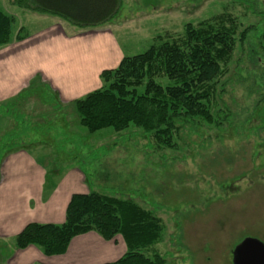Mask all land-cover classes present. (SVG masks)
Returning <instances> with one entry per match:
<instances>
[{
	"label": "rangeland",
	"instance_id": "obj_1",
	"mask_svg": "<svg viewBox=\"0 0 264 264\" xmlns=\"http://www.w3.org/2000/svg\"><path fill=\"white\" fill-rule=\"evenodd\" d=\"M245 1L121 0L118 11L105 22L79 26L50 13L20 8L15 0H0L2 10L13 18L11 41L0 45V104L11 98L2 95L1 87L6 93L11 86L16 56L46 36L88 40L92 47L81 48L83 55L96 44L103 56L114 53L88 67L78 58L77 67H87L94 85L72 98L61 110V121L56 116L59 121L56 118L52 128L61 126L60 131L50 129L36 138L31 134L39 145H30L29 138L14 150L48 156L47 164L56 170L76 171L82 180L79 189L132 199L152 211L162 220L163 232L143 251L150 257L160 253L166 258L164 264H234V249L242 240L251 237L264 243V0H248L246 5ZM220 14L232 16L239 25L236 49L214 99L222 108L223 123L203 124L195 132L185 125L174 135L172 146L159 143L135 124L121 131L109 127L96 132L80 124L74 101L104 86L103 71L118 68L126 56L146 51L159 36H182L188 22L198 24ZM248 28L242 41L240 34ZM105 40H111V48ZM157 81L173 83L166 77ZM16 90L17 86L11 92ZM14 120L0 113V137L16 126ZM66 210L59 224L65 222ZM87 233L102 237L94 230ZM18 234L13 244L6 241L8 246L17 248ZM111 240L127 251L122 235Z\"/></svg>",
	"mask_w": 264,
	"mask_h": 264
},
{
	"label": "trees",
	"instance_id": "obj_2",
	"mask_svg": "<svg viewBox=\"0 0 264 264\" xmlns=\"http://www.w3.org/2000/svg\"><path fill=\"white\" fill-rule=\"evenodd\" d=\"M15 1L20 8L50 13L79 26L101 24L115 15L121 5V0ZM247 9L255 11L251 6ZM12 24L13 18L0 7V45L11 41ZM238 28L234 18L227 14L198 24L188 22L182 36H159L146 51L124 57L118 68L103 71L102 88L74 101L80 124L90 132L109 127L121 131L135 124L169 146L174 145V135L185 125L190 132L203 124L220 125L222 108L217 107L214 99L218 81L225 75V67L236 49ZM248 31L249 28L241 32L242 41ZM158 77L173 83L163 85ZM8 109L0 105V113L7 115ZM12 138L8 132L1 140L0 162L9 150L21 146L15 140L11 142ZM93 230L106 240L120 234L127 245L119 259L104 264L166 262L160 253L150 257L143 251L161 238L162 220L132 199L97 191L74 193L62 224H27L17 235L16 246L25 249L35 245L45 255H61L67 252L75 236Z\"/></svg>",
	"mask_w": 264,
	"mask_h": 264
},
{
	"label": "crops",
	"instance_id": "obj_3",
	"mask_svg": "<svg viewBox=\"0 0 264 264\" xmlns=\"http://www.w3.org/2000/svg\"><path fill=\"white\" fill-rule=\"evenodd\" d=\"M62 29L61 27V32ZM64 37L49 40L53 38L46 36L31 43L32 45H29L31 47L16 56L17 62L15 69H11L9 81L11 86L6 91L8 94L1 87L2 95L11 97L0 104L9 107L8 114H2L6 117L9 115L14 117L16 126L14 125L10 132L11 137H14L12 141L15 140L18 144L25 145L29 138L31 140L32 135L36 138L41 134H47L50 129L60 131L61 126L54 128L52 126L57 117L61 121V110L68 107L73 97L75 99L83 95L85 92L82 91L85 88L94 85L92 84L94 80L89 77L86 68L114 55L109 53L103 56L97 44L93 46L94 48L87 49L83 55L82 49L84 50L85 46L92 47L88 40ZM110 41L105 40V45L109 48H111ZM22 48L24 50L26 46ZM77 61L87 67L78 68ZM78 72V81L75 82ZM6 73L7 71L5 76L9 75ZM15 86L17 90L13 93L11 90ZM35 108L38 110L37 113ZM59 119L57 118V121ZM30 129L32 132L29 131ZM0 138L3 139L2 136ZM22 138L25 140L22 141ZM30 142H32L30 145H39L38 140ZM32 152L23 149L11 150L0 164V258H2L0 260L2 263L104 264L119 259L125 253L123 244L105 240L96 233H87L75 238L63 255L46 256L35 245L26 249L11 246L14 236L28 223H61L65 218L66 206L71 196L74 193L89 192V189L84 191L78 188L82 182L79 173L56 170L47 164L48 156L38 157ZM10 240L11 244L8 246L6 241Z\"/></svg>",
	"mask_w": 264,
	"mask_h": 264
},
{
	"label": "water",
	"instance_id": "obj_4",
	"mask_svg": "<svg viewBox=\"0 0 264 264\" xmlns=\"http://www.w3.org/2000/svg\"><path fill=\"white\" fill-rule=\"evenodd\" d=\"M234 264H264V243L256 238H245L234 249Z\"/></svg>",
	"mask_w": 264,
	"mask_h": 264
}]
</instances>
